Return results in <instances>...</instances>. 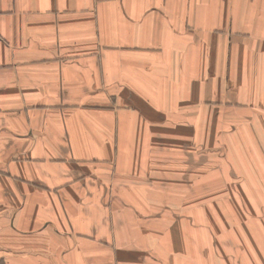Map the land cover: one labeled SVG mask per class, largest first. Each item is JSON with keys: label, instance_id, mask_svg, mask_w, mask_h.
<instances>
[{"label": "crops", "instance_id": "1", "mask_svg": "<svg viewBox=\"0 0 264 264\" xmlns=\"http://www.w3.org/2000/svg\"><path fill=\"white\" fill-rule=\"evenodd\" d=\"M202 89L264 90V0H0V264L135 258L129 138Z\"/></svg>", "mask_w": 264, "mask_h": 264}, {"label": "rangeland", "instance_id": "2", "mask_svg": "<svg viewBox=\"0 0 264 264\" xmlns=\"http://www.w3.org/2000/svg\"><path fill=\"white\" fill-rule=\"evenodd\" d=\"M227 92L202 89L201 104L171 105L175 120L129 138L124 206L140 215L118 218L139 245L127 264H264V90Z\"/></svg>", "mask_w": 264, "mask_h": 264}]
</instances>
